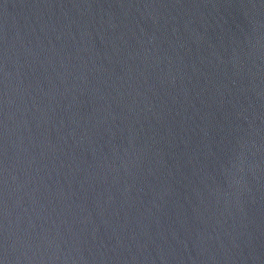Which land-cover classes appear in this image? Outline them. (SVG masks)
Here are the masks:
<instances>
[{
    "label": "water",
    "instance_id": "95a60500",
    "mask_svg": "<svg viewBox=\"0 0 264 264\" xmlns=\"http://www.w3.org/2000/svg\"><path fill=\"white\" fill-rule=\"evenodd\" d=\"M0 264H264V0H0Z\"/></svg>",
    "mask_w": 264,
    "mask_h": 264
}]
</instances>
